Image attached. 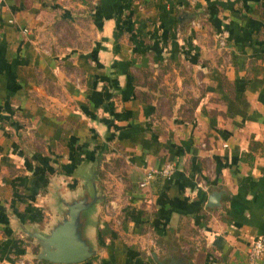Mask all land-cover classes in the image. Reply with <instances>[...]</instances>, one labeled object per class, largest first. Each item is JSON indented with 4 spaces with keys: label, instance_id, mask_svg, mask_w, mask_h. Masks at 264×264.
Returning a JSON list of instances; mask_svg holds the SVG:
<instances>
[{
    "label": "crops",
    "instance_id": "0c3cea01",
    "mask_svg": "<svg viewBox=\"0 0 264 264\" xmlns=\"http://www.w3.org/2000/svg\"><path fill=\"white\" fill-rule=\"evenodd\" d=\"M103 161L114 198L82 264H251L264 236V0H6L0 264H50L23 228L52 222L54 192Z\"/></svg>",
    "mask_w": 264,
    "mask_h": 264
},
{
    "label": "water",
    "instance_id": "95a60500",
    "mask_svg": "<svg viewBox=\"0 0 264 264\" xmlns=\"http://www.w3.org/2000/svg\"><path fill=\"white\" fill-rule=\"evenodd\" d=\"M218 194L210 198V206L218 205ZM55 210L60 214L48 232L38 226L23 228L28 236L39 245L35 258L50 264H82L97 256L93 231L96 229V210L102 203V196L94 187V193L84 192L78 197H68Z\"/></svg>",
    "mask_w": 264,
    "mask_h": 264
},
{
    "label": "rangeland",
    "instance_id": "374dc122",
    "mask_svg": "<svg viewBox=\"0 0 264 264\" xmlns=\"http://www.w3.org/2000/svg\"><path fill=\"white\" fill-rule=\"evenodd\" d=\"M65 35H68V32L65 33ZM75 35H77V33H75ZM72 37L74 38L75 36L74 35H72V36L68 35V38H72ZM38 144L40 145L41 141H39ZM105 164L106 163H104V161H103L104 168H102L103 166H100V164H98V167H96L95 170L93 169L94 171H92L93 172L92 174L95 175V179H92L91 178V174H90L91 172H88L87 174L90 175V177L85 178L83 180V182H81V184H79V186H77L78 185L77 182L70 183L69 187H70V189H72V191H70V194L66 198H68V197H78V196L82 195L86 191H89L91 194H93L94 193V187H95L96 190H98L99 194L102 196V200L103 201H102V203H100V205H102L105 202V200H113V198H114V195H113L114 194L113 193L114 190L113 189L111 190V188L109 187V184H110V182H112L114 180L113 177H115V176H114V174L109 175L110 166H109V164H107V166ZM54 193L55 194H53V196H51V200H53V203H54V206H53V211L54 212H52L53 221L49 222L47 220V222H44V220H43L42 224L46 223L45 226H43V228H41L40 226L38 227V229L40 231H42V232H46V231L48 232V230L52 227V225H54L56 223L57 218H58V216L60 214L59 212L57 213V210H55V202L57 200H59L60 202L58 201L59 202L58 205L60 206L61 203H62V200L64 199V197L61 195L62 193L60 192V190L55 191ZM104 213H105V211H104ZM54 217H55V219H54ZM96 220H97L96 221V228H97L98 231H100L101 229H99V228H100V226L103 225V222H102L101 219H99L97 217H96ZM94 242H95V238H94ZM95 243H96V248H97V251H98L97 252V256H98L99 249H100V246H99L100 244L97 243V242H95ZM31 244H33V245L35 244L33 239L31 241ZM33 252H35V255L38 254L39 245H36V247L33 248Z\"/></svg>",
    "mask_w": 264,
    "mask_h": 264
},
{
    "label": "built area",
    "instance_id": "2783aa9c",
    "mask_svg": "<svg viewBox=\"0 0 264 264\" xmlns=\"http://www.w3.org/2000/svg\"><path fill=\"white\" fill-rule=\"evenodd\" d=\"M6 0H0V7L5 3ZM224 44V42L222 43ZM174 172V166L172 164H167L162 170H160L157 174L163 178H169ZM154 172H149L146 175V178L143 182L140 183L141 188H145L149 185V183L154 180L157 175ZM264 256V236L256 238L251 244L248 257L251 264H259L262 257Z\"/></svg>",
    "mask_w": 264,
    "mask_h": 264
},
{
    "label": "trees",
    "instance_id": "16d2710c",
    "mask_svg": "<svg viewBox=\"0 0 264 264\" xmlns=\"http://www.w3.org/2000/svg\"><path fill=\"white\" fill-rule=\"evenodd\" d=\"M101 231V230H100ZM93 259H95V258H93ZM93 259H91V260H89V261H92Z\"/></svg>",
    "mask_w": 264,
    "mask_h": 264
}]
</instances>
